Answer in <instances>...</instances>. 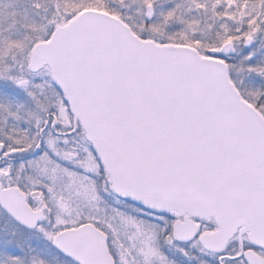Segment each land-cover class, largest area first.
<instances>
[{
	"label": "snow or ice",
	"instance_id": "6c2138e0",
	"mask_svg": "<svg viewBox=\"0 0 264 264\" xmlns=\"http://www.w3.org/2000/svg\"><path fill=\"white\" fill-rule=\"evenodd\" d=\"M0 264H264V0H0Z\"/></svg>",
	"mask_w": 264,
	"mask_h": 264
}]
</instances>
